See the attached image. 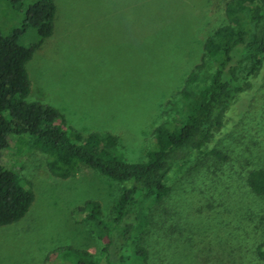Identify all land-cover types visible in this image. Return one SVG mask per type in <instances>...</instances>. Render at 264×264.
<instances>
[{"label": "rangeland", "instance_id": "374dc122", "mask_svg": "<svg viewBox=\"0 0 264 264\" xmlns=\"http://www.w3.org/2000/svg\"><path fill=\"white\" fill-rule=\"evenodd\" d=\"M53 1V33L26 64L27 101L54 107L82 134L111 132L126 162L145 160L155 126L181 113L180 90L201 88L214 71L213 59L201 58L202 42L224 23L226 0ZM21 16V9L0 0L2 34L18 26ZM21 43H28L26 37ZM199 63L196 80L186 86V76ZM260 79L236 98L228 126L210 142L226 160L194 152L170 180L173 195L190 186L185 200L200 206L199 215H204L201 205L212 208L207 211L212 226L216 213L228 205L233 210L234 201L241 212L264 220V198L251 195L244 182L247 171L264 168V76ZM13 151V146L4 150L1 162L32 183L34 200L23 218L0 226V264H74L60 254L68 246L97 256L102 242L74 210L85 200L98 201L106 221L121 185L83 165L69 178L57 179L38 150L19 159ZM223 199L225 206L216 207ZM229 221L228 232L239 228ZM236 231L243 235L241 227ZM244 233L247 250L238 263L264 264L252 253L264 241L260 231ZM210 246L218 250L216 242ZM184 249L165 264H193L196 257Z\"/></svg>", "mask_w": 264, "mask_h": 264}, {"label": "trees", "instance_id": "16d2710c", "mask_svg": "<svg viewBox=\"0 0 264 264\" xmlns=\"http://www.w3.org/2000/svg\"><path fill=\"white\" fill-rule=\"evenodd\" d=\"M5 1L11 9H21L22 16L18 26L7 34L0 32V226L23 218L34 200L32 183L6 168L1 154L13 146V154L18 152L19 159L35 149L44 154L45 167L54 178L67 179L83 165L121 185L106 221L98 201L85 200L74 210L102 242L97 256L64 247L60 254L74 264H165L183 248L196 257L193 264L241 261L247 250L244 230L260 231L264 238V220L241 212L234 201L233 210L228 205L216 213L218 222L212 226L208 213L212 208L201 205L200 214L204 215H199L200 206L196 209L185 200L190 186L173 195L170 180L175 169L187 163L194 152L226 160L223 152L209 145L228 126L236 98L264 76V0L224 2V23L202 42L201 58L208 56L214 61L207 84L197 90H180L181 113L155 126L153 146L145 160L132 163L117 154L118 139L111 132L82 134L67 125L54 107L27 101L30 80L26 64L53 33L55 3ZM22 37L28 43H21ZM201 66L196 64L186 76V86L196 80ZM244 182L251 195L264 198V168L247 171ZM224 204L223 199L216 207ZM229 217L230 223L243 229V235L237 234L239 228L228 232ZM213 242L217 251L211 249ZM252 253L264 263V241Z\"/></svg>", "mask_w": 264, "mask_h": 264}]
</instances>
